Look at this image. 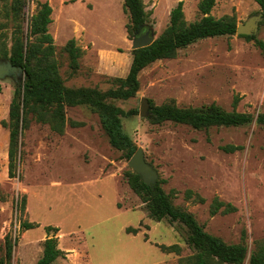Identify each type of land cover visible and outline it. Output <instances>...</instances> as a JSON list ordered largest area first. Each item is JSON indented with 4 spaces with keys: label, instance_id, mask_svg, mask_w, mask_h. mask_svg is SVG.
I'll list each match as a JSON object with an SVG mask.
<instances>
[{
    "label": "rangeland",
    "instance_id": "rangeland-1",
    "mask_svg": "<svg viewBox=\"0 0 264 264\" xmlns=\"http://www.w3.org/2000/svg\"><path fill=\"white\" fill-rule=\"evenodd\" d=\"M44 1L53 7L49 28L67 86L107 90L115 86L113 78L127 76L134 38L127 30L130 16L124 0H28L27 20ZM169 2L161 0L156 14L146 8L151 14L147 29L155 39L170 22L173 7L169 9ZM191 2L184 6L189 22L202 16L199 1ZM259 12L255 0H217L212 10L218 18L235 14L238 23ZM0 21H7L1 8ZM256 36L264 41V24ZM72 38L83 51L75 73L64 50ZM139 78L135 97L115 100L126 112H136L123 117L125 131L144 149L175 205L192 212L206 231L227 243H238L245 230L248 257L244 264H248L257 241L264 239V127L254 120L241 126L196 129L172 121L155 124L150 115L152 103L170 100L180 107L216 103L232 111L238 98L237 111L256 117L264 112L262 50L256 40L238 34L203 38L180 49L175 58L151 63ZM20 81L13 76L0 79V261L6 257L7 236L14 246L10 263L5 264H36L44 240L52 235L67 252L56 264H180L181 258L195 253L183 223L150 216L125 178L132 169L129 159L111 145L99 116L87 106L67 108L68 120L83 125L68 124L63 134L32 121L21 136L18 175L10 177V131L2 121L9 118ZM144 100L147 116L141 114ZM226 145L241 149L228 152ZM187 190L194 192L191 198ZM215 197L236 209L211 215ZM29 221L37 226L24 228ZM48 226L60 230L49 234ZM128 227L139 232H128ZM162 244H179L182 251H163Z\"/></svg>",
    "mask_w": 264,
    "mask_h": 264
},
{
    "label": "trees",
    "instance_id": "trees-1",
    "mask_svg": "<svg viewBox=\"0 0 264 264\" xmlns=\"http://www.w3.org/2000/svg\"><path fill=\"white\" fill-rule=\"evenodd\" d=\"M261 7L264 16V0H255ZM217 0H200L198 9L201 18L189 22L185 16L184 1H180L170 13V22L165 30L148 46L132 49V63L126 77L112 79L115 86L107 90L97 87H69L60 72V64L56 58V45L49 25L52 22L53 7L49 1L39 4V9L27 20L26 8L28 0H0V8L6 22L0 21V61L9 59L14 65L24 67V79L16 83L10 103L9 118L2 124L10 131L9 176L17 177L19 159L21 157V136L32 121L48 124L50 128L63 134L68 124L81 126L82 122L70 121L67 108L87 106L99 116L101 125L111 145L122 151L130 160L138 146L130 134L124 129L123 117L133 115L115 103V100H128L135 97L140 90V73L151 63L160 59L177 57L179 50L186 48L199 39L217 36H232L237 33L238 21L235 14L216 17L212 10ZM124 8L129 13L127 25L129 36L135 38L147 28L150 12L146 10L144 0H124ZM261 24H264V20ZM260 24V25H261ZM10 28V32L7 29ZM247 40H256L264 54V41L256 35H242ZM69 56L72 72L80 68L82 49L76 39H70L64 46ZM238 98L234 101V109L226 111L216 103L202 107H180L175 100L151 107L150 120L155 124L166 121L188 124L196 129H208L213 126H241L254 120L264 127V112L256 117L250 113L237 111ZM228 152L241 149V146L226 145ZM130 187L145 203L150 216L158 221L168 219L171 223H183L189 231L187 241L195 253L181 258L180 264H244L248 257L246 232L238 243H227L221 237L205 230L195 215L175 205L171 194L162 187L158 180L155 187L147 185L140 174L130 169L124 174ZM194 192L187 190L186 196L191 198ZM202 202L203 197L197 195ZM26 198L22 199L24 208ZM236 209L232 203L215 197L211 204V215L222 211L232 212ZM24 228L30 229L37 224L24 222ZM49 234L58 232L55 226H48ZM128 232H139L138 228L128 227ZM14 242L6 237V257L0 264L10 263ZM161 249L166 252L180 254L179 244L165 245ZM67 252L59 245L55 235L44 240L43 254L36 264H56ZM248 264H264V239L257 241L256 248L250 254Z\"/></svg>",
    "mask_w": 264,
    "mask_h": 264
},
{
    "label": "water",
    "instance_id": "water-1",
    "mask_svg": "<svg viewBox=\"0 0 264 264\" xmlns=\"http://www.w3.org/2000/svg\"><path fill=\"white\" fill-rule=\"evenodd\" d=\"M263 20V12H259L257 15L251 16L247 21L238 23L236 34L250 36L256 35L259 32L260 24ZM154 40V33L148 29L143 35H138L133 39V49L148 46ZM8 76L17 77L19 80H23L25 76L24 67L14 65L9 59L1 60L0 79ZM141 114L143 116L150 115L148 112L147 100H144L142 104ZM129 164L135 172L142 176L143 181L147 185L155 187L159 178V172L147 161L145 151L142 147H138L132 158L129 160Z\"/></svg>",
    "mask_w": 264,
    "mask_h": 264
},
{
    "label": "crops",
    "instance_id": "crops-1",
    "mask_svg": "<svg viewBox=\"0 0 264 264\" xmlns=\"http://www.w3.org/2000/svg\"><path fill=\"white\" fill-rule=\"evenodd\" d=\"M160 1L161 0H148V1H146L145 2L146 8L153 9L154 13L156 14V8H157ZM180 1H182V0H172L171 3L169 2L170 3L169 9H171L172 7L174 8ZM183 1H184V6L190 5L191 0H183ZM197 1H200V0H192L191 4L193 5Z\"/></svg>",
    "mask_w": 264,
    "mask_h": 264
},
{
    "label": "flooded vegetation",
    "instance_id": "flooded-vegetation-1",
    "mask_svg": "<svg viewBox=\"0 0 264 264\" xmlns=\"http://www.w3.org/2000/svg\"><path fill=\"white\" fill-rule=\"evenodd\" d=\"M148 29L146 28L144 31H142L139 35H143Z\"/></svg>",
    "mask_w": 264,
    "mask_h": 264
}]
</instances>
